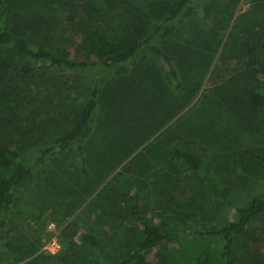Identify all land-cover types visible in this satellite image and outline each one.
<instances>
[{
  "label": "trees",
  "instance_id": "16d2710c",
  "mask_svg": "<svg viewBox=\"0 0 264 264\" xmlns=\"http://www.w3.org/2000/svg\"><path fill=\"white\" fill-rule=\"evenodd\" d=\"M201 1L0 0L1 100L7 99L10 75L15 71L29 77L40 71L88 75L101 70L85 89L73 127L40 148L31 166L25 164L16 141L0 139V251L24 252L23 244L8 240L3 228L16 192L28 189L37 171L45 170L49 185L84 197L96 192L108 175L138 152L127 172L128 176L137 172L144 178L126 176L119 184L130 203L127 218L133 239L127 255L112 264H151L148 255L154 252L152 264H264V253H244L242 248L246 239H253L250 229L264 214V196H256L246 205L235 204L226 184V174L231 171L260 169L264 147H237L240 136L229 137L221 124L228 115L242 125L251 124L264 112V31L257 28L264 17L255 15L264 0H251L253 9L241 14L240 23L235 25L236 33L246 36L241 50L243 71L224 81L217 107L207 104V112L201 111L189 128L190 133L207 134L212 140L224 134L226 143L236 146L209 159L189 148L169 149L174 135L179 136L173 129L157 135L194 100L213 60V50H200L185 36V24ZM74 12L78 16H73ZM250 14L254 27L247 24L240 29ZM91 27L100 32L99 40L90 35ZM65 28L81 32L79 37L87 36L95 58L75 59L65 48L54 45ZM235 34L231 47L237 44ZM167 154L172 163H184L218 201L232 205L237 220L196 230L182 227L181 215L173 207L177 183L169 171L174 167L169 164L167 170L163 164ZM68 179L74 183L67 188ZM147 182L156 184L153 193L155 208L161 214L158 221L147 215L146 202L152 198L146 193ZM83 240L94 248L99 245L95 235H86ZM81 264L100 263L85 257Z\"/></svg>",
  "mask_w": 264,
  "mask_h": 264
},
{
  "label": "rangeland",
  "instance_id": "374dc122",
  "mask_svg": "<svg viewBox=\"0 0 264 264\" xmlns=\"http://www.w3.org/2000/svg\"><path fill=\"white\" fill-rule=\"evenodd\" d=\"M201 2L197 12L185 24V36L198 49L205 52L213 50V60L202 76V86L194 100L157 135L164 130L173 129L179 136L174 135L168 145L169 149L174 146L189 148L211 159L226 152L228 147L236 145L232 142L226 143L224 134L212 140L207 134L190 133L189 128L200 118L201 111L207 112V104L209 107H217L220 101L218 91L223 87L224 81L243 71L245 56L241 50L246 36L239 29V33H236L235 25L240 23L239 16L252 10L253 5L251 0L230 3L226 0ZM227 5H230L229 10ZM260 5L262 6L257 7L259 12L255 15L264 17V1ZM72 15L78 16L77 12ZM224 16L227 17L225 21ZM247 17L248 21L240 29L247 24L254 27V18L251 14ZM261 21L258 31H264V21ZM64 30L62 36L53 42L54 45L65 48L75 59L86 56L95 58L87 36L79 37L81 32L66 28ZM91 30L93 39L99 40L100 32H96L95 27H91ZM235 33L238 34L237 47H231L234 42L231 36ZM18 59L19 57L16 61ZM185 67L188 66L185 64ZM100 73L99 69L88 75H59L40 71L34 76L25 77L15 71L10 75L7 99H0V139L16 141L22 147L20 151L25 164L31 166L40 148L48 146L73 127L86 97L85 89ZM221 124L224 133H229V137L240 136L237 147L241 144L243 149L264 147V112L259 113L251 124L245 122L242 125L237 118L230 115ZM218 127L220 128L219 123ZM137 153L129 156L119 168L108 175L96 192L84 197L64 190V187L61 189L49 185L45 170L37 171L32 177L30 187L16 192L14 206L3 228V234L8 240L23 244L24 252L14 255L3 249L0 251V264H81L85 257L100 264H112L115 259L122 260L128 253V244L133 235L132 224L127 218L130 203L123 196L119 184L128 176L130 163ZM165 157L163 155L165 169L169 170L170 165L174 167L169 171L171 179L177 183V197L173 207L181 215L182 227L196 230L237 220L238 215L232 205L218 201L184 163L178 160L172 163L173 158L169 154ZM261 165L260 169L252 172L239 168L236 172L226 174V184L231 189L235 204L246 205L256 196H264V163ZM133 176L144 178V175L137 172H132L128 177ZM73 183L68 179L65 184L68 188ZM147 185L146 193L152 197L146 202L147 215L158 221L161 214L155 208L153 193L156 184L147 182ZM104 187L106 191H103ZM250 233L254 240L244 241V253L255 250L264 253V214L251 227ZM89 234L98 237V247L84 243V237ZM53 239L60 244L56 252L46 248ZM155 254L148 255L151 264L155 261Z\"/></svg>",
  "mask_w": 264,
  "mask_h": 264
},
{
  "label": "built area",
  "instance_id": "2783aa9c",
  "mask_svg": "<svg viewBox=\"0 0 264 264\" xmlns=\"http://www.w3.org/2000/svg\"><path fill=\"white\" fill-rule=\"evenodd\" d=\"M46 248H48V250H50L52 252H56L59 250L60 244L58 243V241L53 239L47 244Z\"/></svg>",
  "mask_w": 264,
  "mask_h": 264
}]
</instances>
